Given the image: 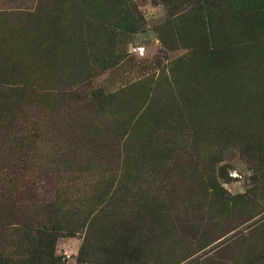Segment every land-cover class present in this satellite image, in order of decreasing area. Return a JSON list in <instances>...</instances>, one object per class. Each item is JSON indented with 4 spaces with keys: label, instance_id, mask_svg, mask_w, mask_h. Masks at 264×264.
<instances>
[{
    "label": "rangeland",
    "instance_id": "1",
    "mask_svg": "<svg viewBox=\"0 0 264 264\" xmlns=\"http://www.w3.org/2000/svg\"><path fill=\"white\" fill-rule=\"evenodd\" d=\"M0 264H264V0H0Z\"/></svg>",
    "mask_w": 264,
    "mask_h": 264
},
{
    "label": "trees",
    "instance_id": "2",
    "mask_svg": "<svg viewBox=\"0 0 264 264\" xmlns=\"http://www.w3.org/2000/svg\"><path fill=\"white\" fill-rule=\"evenodd\" d=\"M21 57H24V50L22 51V54H20V59L23 61V59ZM222 94L227 95V92H221ZM39 235V232H35V236L37 237ZM41 237L38 238L37 242L40 244L43 240L47 241V239L50 238V235L45 233V232H41L40 233ZM44 246H46V244H43Z\"/></svg>",
    "mask_w": 264,
    "mask_h": 264
}]
</instances>
